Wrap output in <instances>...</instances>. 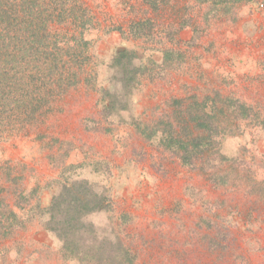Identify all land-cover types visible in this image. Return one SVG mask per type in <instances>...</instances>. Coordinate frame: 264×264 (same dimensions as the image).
<instances>
[{
    "label": "rangeland",
    "instance_id": "374dc122",
    "mask_svg": "<svg viewBox=\"0 0 264 264\" xmlns=\"http://www.w3.org/2000/svg\"><path fill=\"white\" fill-rule=\"evenodd\" d=\"M263 1L228 0L211 9L196 0H7L17 4L11 19L21 13L30 20L21 3L28 10L40 3L39 20L84 22L97 88L109 87L108 65L119 49L138 54L143 74L129 112L100 113L92 84L81 81L34 114L37 121L13 126L20 134L0 141V196L9 179L25 198L22 209L14 208L15 196L5 201L16 220L9 229L0 217V264H77L61 257L43 227L66 180H86L107 195L110 210L87 221L100 236L119 239L133 264H264V132L257 122L221 141L236 166L225 186L181 165L133 125L173 112L177 100L186 105L214 93L263 119ZM80 29L52 24L50 31L62 47ZM254 182L263 188L252 191Z\"/></svg>",
    "mask_w": 264,
    "mask_h": 264
},
{
    "label": "trees",
    "instance_id": "16d2710c",
    "mask_svg": "<svg viewBox=\"0 0 264 264\" xmlns=\"http://www.w3.org/2000/svg\"><path fill=\"white\" fill-rule=\"evenodd\" d=\"M196 1L211 9L228 2ZM233 1L238 4L252 0ZM8 4L7 0H0V141L20 134L13 126L37 121L34 114L43 107L50 108L55 96L81 81L92 84L91 90L99 97L100 113L112 116L130 111L133 91L143 74L142 66L136 63L138 54L135 51L117 50L108 65L109 87L97 88L93 84L96 72L88 66L90 59L85 56L88 42L82 38L84 22L39 20L44 11L40 3L33 10L21 3L22 13L30 14V20L20 12L11 19V8L17 4ZM261 5L264 7V1ZM52 24L75 25L81 29L77 37L73 36L66 46L59 47L50 31ZM173 108V112L157 114L149 123L135 122L133 125L146 139L157 137L164 151L210 183L225 186L227 179L230 183L235 171L231 169L236 166L234 160L222 154L221 141L227 136L240 135L242 123L248 121L257 122L264 132V118L252 114V109L244 102L218 93L194 98L186 105L177 100ZM8 181V187L1 189L5 193L0 196V217H5L11 229L16 216L5 201L15 196L14 208L22 209L19 200L25 198L20 183ZM252 185L255 192L263 188L260 182ZM6 207L9 208L7 213L4 212ZM110 208L107 195L99 193L88 181L66 180L44 211L43 227L60 244V254L65 260L77 264H133L129 251L119 239L100 236L101 230L87 221L90 215L106 213Z\"/></svg>",
    "mask_w": 264,
    "mask_h": 264
}]
</instances>
